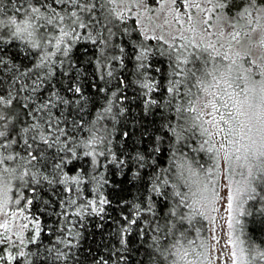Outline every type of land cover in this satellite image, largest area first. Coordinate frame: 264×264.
Wrapping results in <instances>:
<instances>
[{"label":"snow or ice","instance_id":"1","mask_svg":"<svg viewBox=\"0 0 264 264\" xmlns=\"http://www.w3.org/2000/svg\"><path fill=\"white\" fill-rule=\"evenodd\" d=\"M249 224L264 0H0V264H264Z\"/></svg>","mask_w":264,"mask_h":264},{"label":"trees","instance_id":"2","mask_svg":"<svg viewBox=\"0 0 264 264\" xmlns=\"http://www.w3.org/2000/svg\"><path fill=\"white\" fill-rule=\"evenodd\" d=\"M250 230L254 231V236L256 237L257 241H264V225H260V224H256V225H252L249 224L248 225ZM115 243L114 240L111 241H102L101 238L99 237V235L95 236L94 238H89V240L86 242L85 247H89L91 246L93 249V252L95 255H107L106 250L103 247L104 243ZM143 256V251L141 250L139 254L137 253H133V258L130 261V264H135V261L137 259L142 258ZM109 264H111V261L109 262Z\"/></svg>","mask_w":264,"mask_h":264}]
</instances>
